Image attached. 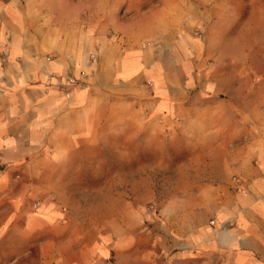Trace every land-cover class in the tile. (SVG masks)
<instances>
[{"label": "rangeland", "instance_id": "374dc122", "mask_svg": "<svg viewBox=\"0 0 264 264\" xmlns=\"http://www.w3.org/2000/svg\"><path fill=\"white\" fill-rule=\"evenodd\" d=\"M105 8L107 35L159 48L169 112L154 120L147 79L146 113L115 96L107 120L112 100L102 99L99 126L22 180L59 221L37 225L21 261L41 264L39 252L58 245L63 264H264V0H106ZM219 154L229 164L224 192L199 191L202 164L219 172Z\"/></svg>", "mask_w": 264, "mask_h": 264}, {"label": "crops", "instance_id": "0c3cea01", "mask_svg": "<svg viewBox=\"0 0 264 264\" xmlns=\"http://www.w3.org/2000/svg\"><path fill=\"white\" fill-rule=\"evenodd\" d=\"M105 5L106 0H0V54L5 51L0 61V264H24L21 257H29L37 225L59 221L50 204L35 206L29 198L31 184L22 180L37 176L43 160L56 158L54 151L63 159L99 126L102 99L112 100L105 104L107 120L116 118L115 96L130 99L138 106L137 114L146 113L147 103L141 98L146 97L147 79L154 82L148 111L161 123L169 112L164 82L171 74L164 71L159 48L107 35L106 26L114 25L109 16L113 12ZM53 71L75 74L78 82L66 86L50 76ZM218 161L217 173L210 162L202 164L199 191L224 192L228 158L219 154ZM204 201L211 203L209 198ZM201 217L196 215L195 223H202ZM225 233L223 241L231 246L234 230ZM40 255L41 264H63V246Z\"/></svg>", "mask_w": 264, "mask_h": 264}, {"label": "built area", "instance_id": "2783aa9c", "mask_svg": "<svg viewBox=\"0 0 264 264\" xmlns=\"http://www.w3.org/2000/svg\"><path fill=\"white\" fill-rule=\"evenodd\" d=\"M4 55H5V51L3 50L0 54V61H2L4 59ZM90 56H92V54ZM49 59H50V57H47V60H49ZM79 73H80V75H83L84 71H80ZM50 76L58 78L59 80L64 82V84L66 86H72L78 82L77 75L69 73V72L53 71L50 73ZM65 92H66L65 95L69 96V90H66Z\"/></svg>", "mask_w": 264, "mask_h": 264}, {"label": "bare ground", "instance_id": "6f19581e", "mask_svg": "<svg viewBox=\"0 0 264 264\" xmlns=\"http://www.w3.org/2000/svg\"><path fill=\"white\" fill-rule=\"evenodd\" d=\"M121 64H122V63H121ZM223 231H227V228L225 227V225H224V227H223ZM222 236H224V234H223Z\"/></svg>", "mask_w": 264, "mask_h": 264}]
</instances>
